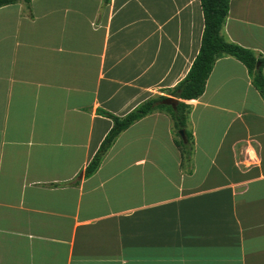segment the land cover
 Returning <instances> with one entry per match:
<instances>
[{
  "label": "crops",
  "instance_id": "obj_1",
  "mask_svg": "<svg viewBox=\"0 0 264 264\" xmlns=\"http://www.w3.org/2000/svg\"><path fill=\"white\" fill-rule=\"evenodd\" d=\"M203 28L200 0L0 6V264H264V100L235 57L191 100L190 162L156 110L84 174L100 110L166 95ZM221 34L264 54V0H230Z\"/></svg>",
  "mask_w": 264,
  "mask_h": 264
},
{
  "label": "trees",
  "instance_id": "obj_2",
  "mask_svg": "<svg viewBox=\"0 0 264 264\" xmlns=\"http://www.w3.org/2000/svg\"><path fill=\"white\" fill-rule=\"evenodd\" d=\"M29 1L0 0V6L17 2L28 3ZM103 1L108 3L110 0ZM229 1L200 0L204 28L198 52L185 76L176 85L164 90L166 95L149 97L122 116L100 110L102 114L111 118L112 125L92 159L87 164L84 170L86 176L96 171L104 155L123 130L135 121L156 110L164 111L169 115L174 141L180 149L182 156L190 162L194 151L192 131L188 130L190 128L189 114L193 107L191 100L202 95L206 80L215 61L222 56H233L245 65L253 86L264 100V54L256 53L248 47L230 41L221 34L222 27L228 15ZM168 96H174L177 99L175 107L161 102L162 99ZM180 129H184L186 141L182 140L179 134Z\"/></svg>",
  "mask_w": 264,
  "mask_h": 264
},
{
  "label": "water",
  "instance_id": "obj_3",
  "mask_svg": "<svg viewBox=\"0 0 264 264\" xmlns=\"http://www.w3.org/2000/svg\"><path fill=\"white\" fill-rule=\"evenodd\" d=\"M176 98L172 97V96H168V97H165L164 99H162V103L163 104H168V105H171L172 107H175L176 106ZM179 134L182 138L183 141H186V136H185V131L184 129H180L179 130Z\"/></svg>",
  "mask_w": 264,
  "mask_h": 264
},
{
  "label": "rangeland",
  "instance_id": "obj_4",
  "mask_svg": "<svg viewBox=\"0 0 264 264\" xmlns=\"http://www.w3.org/2000/svg\"><path fill=\"white\" fill-rule=\"evenodd\" d=\"M188 130H189V131H190V130L192 131L191 127H190Z\"/></svg>",
  "mask_w": 264,
  "mask_h": 264
}]
</instances>
